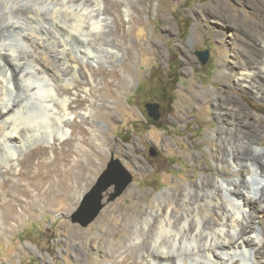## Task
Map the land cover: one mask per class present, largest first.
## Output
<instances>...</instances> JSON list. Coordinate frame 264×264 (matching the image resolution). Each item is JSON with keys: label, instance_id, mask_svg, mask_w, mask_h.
Here are the masks:
<instances>
[{"label": "rangeland", "instance_id": "rangeland-1", "mask_svg": "<svg viewBox=\"0 0 264 264\" xmlns=\"http://www.w3.org/2000/svg\"><path fill=\"white\" fill-rule=\"evenodd\" d=\"M104 1L111 19L106 29L92 31L97 40L90 42L88 60L78 58L68 41L64 50L48 47L35 51L24 43L5 47L15 56L11 61L15 90L10 107L15 119L21 113L41 112L33 99L37 95L32 96L37 80L32 72L40 74L38 63L61 69L67 62L77 65L81 77L73 79V89L57 90L74 99L70 111L83 112L87 107L91 116L78 115L69 124L65 139L56 137L55 132L50 139L41 122L38 131L22 125L19 130L25 147L8 144L18 153V160L9 167L3 162L9 149L0 141V264H145L141 248L149 237V227L140 248L132 242L137 227L144 226L141 218L147 204L162 192H173L182 177L196 181L202 175H217L208 134L222 124L215 115L217 99L221 110L235 113L241 104L250 112L232 122L240 120L250 126L256 120L261 122L263 127L256 136L264 149V103L242 91L235 83L236 76L219 74L223 67L249 61L248 43L264 45V13L247 19L239 12L240 17L234 18V1L221 0L227 10L228 35L220 40L214 38L220 19L202 12L214 9L217 0H130L128 17L115 0ZM22 5L36 7L26 2ZM19 17L27 33L45 28L56 40H63L64 30L70 31L47 18L25 26L24 16ZM120 22L123 30L115 32ZM235 28L242 29L240 41L232 39ZM205 50L209 59L201 64L195 51ZM240 51H245L244 55ZM43 52L48 53L45 61ZM85 88L88 96L84 101ZM151 101L160 105L157 121L148 117L145 108ZM83 121L87 133L80 132ZM150 148H154V156L149 155ZM112 155L133 175L132 184L88 227L71 223L69 214ZM4 182L6 188L1 186ZM6 201L10 207L5 209L1 205Z\"/></svg>", "mask_w": 264, "mask_h": 264}, {"label": "bare ground", "instance_id": "bare-ground-1", "mask_svg": "<svg viewBox=\"0 0 264 264\" xmlns=\"http://www.w3.org/2000/svg\"><path fill=\"white\" fill-rule=\"evenodd\" d=\"M233 1L234 8L231 12L234 18L240 17L239 12L247 19L264 13V0ZM22 2L36 7L34 9L22 5ZM113 3L123 7L122 14L128 17L130 0H115ZM105 5L104 0H0V141L9 149L5 153L7 158L3 161L8 167L11 162L18 160V153L11 150L8 144L20 143L25 147V138L19 130L22 125L34 127L38 131L42 123L46 125L44 133L50 139L54 132L59 139H65L70 133L69 124L78 115L89 118L91 113L87 107L83 112L70 111L74 99L57 90L58 87H63V90L73 89V79L81 77L77 65L67 62L66 67L61 69L38 63L36 66H39L40 74L35 71L36 67L30 69L35 71L32 73L37 78L36 91L32 93V88L29 87L27 91L33 97L37 95L33 99L40 106L41 112L39 115L27 113L26 116L21 113V117L15 119L16 113L14 115L10 110L15 90L11 61L15 56L13 51L10 54V50L7 52L5 47L10 49L11 44L24 43L35 51L36 48L42 51L48 47L64 50L68 45L65 41H68L78 58L88 60L91 53L90 42L97 40L92 31L106 29V24L111 19L105 13ZM205 11L221 21L216 24L214 38L225 39L228 35L225 32L228 27L225 16L227 10L221 0L216 1L214 9L202 10ZM119 12L117 18L120 16ZM19 16H24L25 26L43 23L47 18L64 24L70 31L64 30L63 40H56L45 28L27 33L25 28H21L23 23L17 20ZM121 23L115 32L123 30ZM85 25L89 28H85ZM241 30L235 28L231 35L234 41H240ZM5 32L8 33L4 34ZM246 50L250 54V57L247 56L249 61L245 60L231 68L223 67L219 74L225 77L236 76L235 83L242 91L264 103V45L248 43ZM244 52L240 51L239 54L244 55ZM43 56L42 60L45 61L48 53L43 52ZM50 69L54 72H50ZM87 92L88 89L85 88L84 101L88 96ZM219 101L216 100L218 108L215 115L222 124L218 130H209L208 133L211 137V155L217 169L219 168L217 175H202L196 181L182 177L181 184H176L173 192H162L147 204L145 217L141 218L145 222L144 226L137 227L132 242L138 247L149 227V237L141 248L145 252L141 256L145 264H248L250 261L252 264H264V149L256 136L263 125L259 120L253 126L240 120L232 122L236 116H247L250 112L241 104L235 113L221 110ZM51 117L55 120L54 126L50 123ZM85 126L86 122L83 121L81 133L88 132L89 129ZM227 168H231L232 172ZM1 186L6 188V182L1 183ZM1 207L9 208L10 203L6 201ZM236 256L239 259H235Z\"/></svg>", "mask_w": 264, "mask_h": 264}, {"label": "water", "instance_id": "water-1", "mask_svg": "<svg viewBox=\"0 0 264 264\" xmlns=\"http://www.w3.org/2000/svg\"><path fill=\"white\" fill-rule=\"evenodd\" d=\"M201 64L209 59V52L195 51ZM148 117L157 121L160 116V105L155 101L145 104ZM149 155L154 156V148L149 149ZM133 182V175L125 168L121 161L111 156L106 168L97 177L95 182L78 200V206L69 214L71 223L82 228L94 223L103 214L107 204L121 196ZM106 198V200H105Z\"/></svg>", "mask_w": 264, "mask_h": 264}, {"label": "flooded vegetation", "instance_id": "flooded-vegetation-1", "mask_svg": "<svg viewBox=\"0 0 264 264\" xmlns=\"http://www.w3.org/2000/svg\"><path fill=\"white\" fill-rule=\"evenodd\" d=\"M161 110V109H160Z\"/></svg>", "mask_w": 264, "mask_h": 264}]
</instances>
